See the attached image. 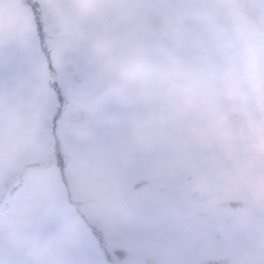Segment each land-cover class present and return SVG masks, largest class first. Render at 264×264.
<instances>
[{"label":"rangeland","instance_id":"374dc122","mask_svg":"<svg viewBox=\"0 0 264 264\" xmlns=\"http://www.w3.org/2000/svg\"><path fill=\"white\" fill-rule=\"evenodd\" d=\"M0 264H264V0H0Z\"/></svg>","mask_w":264,"mask_h":264}]
</instances>
